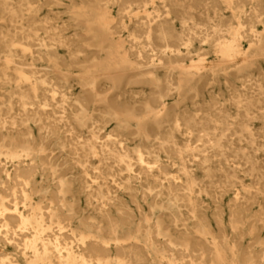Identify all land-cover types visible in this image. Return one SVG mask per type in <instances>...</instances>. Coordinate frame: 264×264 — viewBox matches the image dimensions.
<instances>
[{"label":"bare ground","instance_id":"bare-ground-1","mask_svg":"<svg viewBox=\"0 0 264 264\" xmlns=\"http://www.w3.org/2000/svg\"><path fill=\"white\" fill-rule=\"evenodd\" d=\"M68 1L0 0V264H264V0Z\"/></svg>","mask_w":264,"mask_h":264},{"label":"rangeland","instance_id":"rangeland-1","mask_svg":"<svg viewBox=\"0 0 264 264\" xmlns=\"http://www.w3.org/2000/svg\"><path fill=\"white\" fill-rule=\"evenodd\" d=\"M47 4L49 5H46L43 7V10L41 12V16H45L47 14H50L51 16H58L60 17V22L61 24H69V19H68V14L66 13V8L68 7L69 5V1L68 0H44ZM60 3L59 5H55V3ZM184 6L190 10L189 13L185 14V16H194V18H196V22L197 23H206V20H205V17H206V6L203 5V4H193V3H187L186 5L184 4ZM53 9L52 11H50V9ZM225 22V21H224ZM176 24L179 25L180 22L179 21H176ZM257 27L260 28L261 27V24H257ZM69 35H72L73 32H72V28L69 29ZM246 47V46H245ZM136 92H140V90L138 88L135 89ZM104 131H100L99 134L103 135ZM110 132V131H108ZM88 134L87 133H82L81 136L82 137H86ZM264 156H261L259 159H263ZM125 201H129V198L127 196H124L123 197ZM80 204H81V209H85L87 204H86V201H85V198H81L80 200Z\"/></svg>","mask_w":264,"mask_h":264}]
</instances>
